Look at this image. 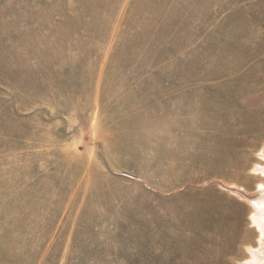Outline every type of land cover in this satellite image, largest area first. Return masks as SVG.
I'll return each instance as SVG.
<instances>
[{
	"label": "rangeland",
	"instance_id": "1",
	"mask_svg": "<svg viewBox=\"0 0 264 264\" xmlns=\"http://www.w3.org/2000/svg\"><path fill=\"white\" fill-rule=\"evenodd\" d=\"M264 0H0V264H264Z\"/></svg>",
	"mask_w": 264,
	"mask_h": 264
},
{
	"label": "bare ground",
	"instance_id": "2",
	"mask_svg": "<svg viewBox=\"0 0 264 264\" xmlns=\"http://www.w3.org/2000/svg\"><path fill=\"white\" fill-rule=\"evenodd\" d=\"M253 220L256 223V225L259 227V230L261 231V234L264 235V216L261 218V217H259L257 215H254L253 216Z\"/></svg>",
	"mask_w": 264,
	"mask_h": 264
}]
</instances>
